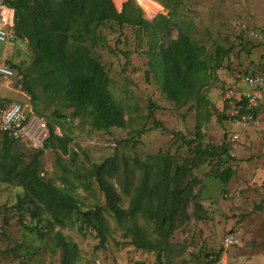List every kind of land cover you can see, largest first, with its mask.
I'll use <instances>...</instances> for the list:
<instances>
[{
    "label": "rangeland",
    "instance_id": "374dc122",
    "mask_svg": "<svg viewBox=\"0 0 264 264\" xmlns=\"http://www.w3.org/2000/svg\"><path fill=\"white\" fill-rule=\"evenodd\" d=\"M126 1H121V7ZM131 3L150 23L175 9L176 18L183 20L192 38L205 47L203 58L209 65V78L200 92L208 102L198 111L195 99L186 105L168 101L151 73L147 37L142 29L133 23L106 22L98 29L105 40L95 46L87 44L108 71L109 89L123 111L125 126L95 130L87 115L72 116L73 108L44 90L40 79L29 72L32 51L25 40L18 38L13 44L16 61L12 57L14 63L10 64L22 75L20 90L26 97L20 98L21 101L45 117L57 136L71 138L68 154H59L50 141L40 149L41 175L58 186L64 185V178L89 183L88 190L79 187L71 191L80 199L81 210H102L109 230L104 244L96 247L99 237L93 229L80 231L76 223L69 222L51 224L46 213L39 215L38 222L25 205L22 210L17 208L19 199L25 202L23 188L0 180V264H60V248L54 242L57 231L77 244L78 260L83 264H159L157 252L138 249L130 242V236H125L127 228L136 223L153 238L154 222L141 214L117 221L89 174L94 164L114 156L120 170L110 181L124 208L128 207L141 177L140 167L134 166L135 159L151 164V184L157 181L155 170L162 166L164 158L169 159L172 169L190 165V174L184 180H191L192 184L190 193L185 195L188 217L177 221L169 247L160 254L161 264H264V104L258 107L253 122L233 125L224 118L227 108L222 101L223 92L234 86L239 74L261 70L264 65V42L248 40L238 31L240 23L264 25V0H132ZM136 14L130 15V19ZM169 29L170 37H176L174 26ZM217 45L228 49L220 67L215 60ZM8 47L12 45L0 42V58ZM0 79L3 80L1 75ZM13 84L17 87L16 78ZM151 103L156 107L149 118ZM154 121L159 126H154ZM233 132L240 134L238 142L231 141ZM3 141L0 136V153ZM10 148L24 162H29L37 152L23 142H11ZM195 148L211 150L219 156H206L194 166L191 161ZM225 165L233 171L228 183L217 177ZM228 235L233 236L234 243L224 246ZM219 251V260L213 262Z\"/></svg>",
    "mask_w": 264,
    "mask_h": 264
},
{
    "label": "trees",
    "instance_id": "16d2710c",
    "mask_svg": "<svg viewBox=\"0 0 264 264\" xmlns=\"http://www.w3.org/2000/svg\"><path fill=\"white\" fill-rule=\"evenodd\" d=\"M4 1L16 11L15 31L18 38L25 40L32 51L33 60L29 72L40 79L45 91L63 99L67 106L73 108L72 116L87 115L95 130L125 126L123 111L109 89L111 78L108 71L87 44L89 42L95 46L105 40L98 29L106 22L112 21L118 25L133 23L142 29L147 37L146 54L151 73L168 101L186 105L195 99L198 111L208 102L200 92L201 85L209 78V65L203 58L206 49L192 38L185 22L176 18L175 9L162 15L159 21L150 23L140 16L141 11L132 5V0L123 3L120 11L115 8L112 0ZM135 12V18L130 19V15ZM170 26H174L176 37H170ZM227 53L228 49L216 46L217 67L221 66ZM263 70L264 65L261 70H246L242 74ZM26 88L31 92L27 85ZM154 107L152 103L149 105V118L153 117ZM225 108L228 109V105L225 104ZM257 113L258 109L254 112L255 118ZM205 117L208 118V115ZM224 118L227 120L226 112ZM154 124L159 126L157 121ZM49 129L47 141L59 154H68L71 138L66 135L57 136L52 127L49 126ZM2 138L4 146L0 153V180L16 183L23 188L25 202L18 200V210H22L25 205L38 222L41 220L39 215L46 213L51 224L63 225L69 222L76 223L80 231L84 228L93 229L99 237L96 247L102 246L109 230L106 217L100 208L81 210L80 199L71 191L79 187L88 190L90 184L85 181L75 183L66 178L62 186L53 184L41 175L40 150L32 155L29 162H24L22 156L10 148L11 142L19 141ZM46 142L44 146H47ZM206 156L219 155L211 150L195 148L191 163L198 166ZM134 162V166L141 169V177L127 208L122 207L120 195L110 181L118 176L120 170V163L115 156L94 164L89 174L103 193L106 206L117 221L133 219L141 214L154 222L153 238L136 223L127 228L125 236H130L134 247L157 252L156 258L161 264L160 254L169 247L177 221L188 217L185 195L190 193L192 184L191 180H184L190 174V165L182 164L172 169L169 159L164 158L162 166L155 170L158 179L151 184V164L137 159ZM232 175V169L225 165L217 177L223 183H228ZM77 177L81 178L80 175ZM54 242L60 248V264H83L78 260L79 248L74 241L57 231ZM219 258L220 251L213 262Z\"/></svg>",
    "mask_w": 264,
    "mask_h": 264
},
{
    "label": "built area",
    "instance_id": "2783aa9c",
    "mask_svg": "<svg viewBox=\"0 0 264 264\" xmlns=\"http://www.w3.org/2000/svg\"><path fill=\"white\" fill-rule=\"evenodd\" d=\"M122 0H112L115 8L121 10ZM118 10V11H120ZM16 11L4 0H0V42L5 45L18 40L15 31ZM239 33L248 40L257 39L264 42V25L254 27L245 23L238 24ZM0 75L13 82L16 78L18 89L21 88L22 75L5 61L0 62ZM19 80V81H18ZM234 86H228L222 94V101L228 105L227 122L233 125H246L255 120L254 112L264 98V70L259 73L239 74ZM0 136L23 142L32 149L40 150L50 136V129L43 116L34 113L29 104L12 101L0 104ZM232 142L240 140V134L230 135ZM234 243L232 235L224 238V246Z\"/></svg>",
    "mask_w": 264,
    "mask_h": 264
},
{
    "label": "crops",
    "instance_id": "0c3cea01",
    "mask_svg": "<svg viewBox=\"0 0 264 264\" xmlns=\"http://www.w3.org/2000/svg\"><path fill=\"white\" fill-rule=\"evenodd\" d=\"M13 44H15V43H13ZM13 44H11L12 47H10V48L8 47V49L6 48V52L4 53V56L0 58V62L5 61L9 65H11L10 63H14V61L11 60L12 57H15V61H16V56L13 54V52H14ZM1 91L4 93H2ZM5 92H6V94H5ZM0 93H1L0 94V104L1 105H6L12 101H21L20 98L26 97V95L20 89H18L14 86L11 79L4 78V77H3V80L0 79ZM22 103L26 104L25 102H22ZM262 104H264V100L262 101Z\"/></svg>",
    "mask_w": 264,
    "mask_h": 264
}]
</instances>
